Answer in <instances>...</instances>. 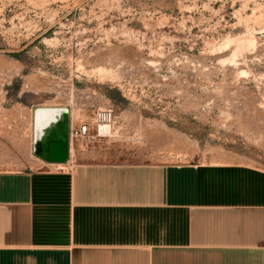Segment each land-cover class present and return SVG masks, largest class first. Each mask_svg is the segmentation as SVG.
<instances>
[{
	"label": "rangeland",
	"instance_id": "1",
	"mask_svg": "<svg viewBox=\"0 0 264 264\" xmlns=\"http://www.w3.org/2000/svg\"><path fill=\"white\" fill-rule=\"evenodd\" d=\"M46 107L86 126L70 165L264 169V0H0V171L42 164Z\"/></svg>",
	"mask_w": 264,
	"mask_h": 264
},
{
	"label": "crops",
	"instance_id": "2",
	"mask_svg": "<svg viewBox=\"0 0 264 264\" xmlns=\"http://www.w3.org/2000/svg\"><path fill=\"white\" fill-rule=\"evenodd\" d=\"M36 160L0 171V264H264V169Z\"/></svg>",
	"mask_w": 264,
	"mask_h": 264
},
{
	"label": "water",
	"instance_id": "3",
	"mask_svg": "<svg viewBox=\"0 0 264 264\" xmlns=\"http://www.w3.org/2000/svg\"><path fill=\"white\" fill-rule=\"evenodd\" d=\"M36 111L33 123V155L47 164L66 163L69 157L68 110L55 108L39 125Z\"/></svg>",
	"mask_w": 264,
	"mask_h": 264
},
{
	"label": "bare ground",
	"instance_id": "4",
	"mask_svg": "<svg viewBox=\"0 0 264 264\" xmlns=\"http://www.w3.org/2000/svg\"><path fill=\"white\" fill-rule=\"evenodd\" d=\"M261 15V14H260ZM263 20V19H262ZM250 39V38H249ZM252 39V38H251ZM240 40V39H239ZM238 40V41H239ZM243 42V41H241ZM239 43V42H238ZM248 44V43H247ZM237 48V46L235 47ZM241 49V48H240ZM239 51V50H236V52ZM235 52V50H234ZM55 108L54 107H46V108H39L37 111H36V115H37V124H42L44 121H45V118L47 117L48 114L52 113L53 110ZM106 118V117H105ZM105 120V119H104ZM103 122V121H102ZM107 123V121L105 122ZM98 129H99V133L101 134H105V133H108L109 132V124H100L98 125ZM108 135V134H107ZM33 141V140H32ZM70 151H72V149L70 148ZM36 160V159H35ZM58 165L59 167L61 166V164H56Z\"/></svg>",
	"mask_w": 264,
	"mask_h": 264
},
{
	"label": "built area",
	"instance_id": "5",
	"mask_svg": "<svg viewBox=\"0 0 264 264\" xmlns=\"http://www.w3.org/2000/svg\"><path fill=\"white\" fill-rule=\"evenodd\" d=\"M86 132V126L82 125L80 128H77L74 130L69 129V157H70V146H71V139L72 137H78V136H82V134H84ZM68 157V159H69ZM69 161V160H67Z\"/></svg>",
	"mask_w": 264,
	"mask_h": 264
}]
</instances>
